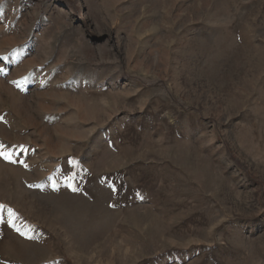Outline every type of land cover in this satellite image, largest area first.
I'll return each mask as SVG.
<instances>
[{"label": "rangeland", "instance_id": "rangeland-1", "mask_svg": "<svg viewBox=\"0 0 264 264\" xmlns=\"http://www.w3.org/2000/svg\"><path fill=\"white\" fill-rule=\"evenodd\" d=\"M0 264H264V0H0Z\"/></svg>", "mask_w": 264, "mask_h": 264}, {"label": "snow or ice", "instance_id": "snow-or-ice-1", "mask_svg": "<svg viewBox=\"0 0 264 264\" xmlns=\"http://www.w3.org/2000/svg\"><path fill=\"white\" fill-rule=\"evenodd\" d=\"M0 155H4V157H5L6 159H9V158H10V157L8 156L7 153H2V152H0Z\"/></svg>", "mask_w": 264, "mask_h": 264}, {"label": "bare ground", "instance_id": "bare-ground-1", "mask_svg": "<svg viewBox=\"0 0 264 264\" xmlns=\"http://www.w3.org/2000/svg\"><path fill=\"white\" fill-rule=\"evenodd\" d=\"M0 43H2V42H0Z\"/></svg>", "mask_w": 264, "mask_h": 264}]
</instances>
